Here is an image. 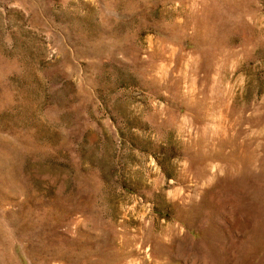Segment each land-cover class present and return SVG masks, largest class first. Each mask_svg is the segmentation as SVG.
Instances as JSON below:
<instances>
[{
  "label": "rangeland",
  "instance_id": "1",
  "mask_svg": "<svg viewBox=\"0 0 264 264\" xmlns=\"http://www.w3.org/2000/svg\"><path fill=\"white\" fill-rule=\"evenodd\" d=\"M0 264H264V0H0Z\"/></svg>",
  "mask_w": 264,
  "mask_h": 264
}]
</instances>
